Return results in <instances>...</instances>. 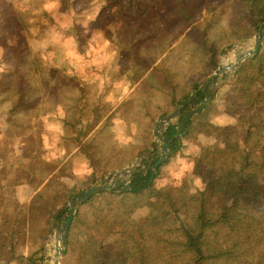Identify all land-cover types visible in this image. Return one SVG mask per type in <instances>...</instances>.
I'll list each match as a JSON object with an SVG mask.
<instances>
[{"label":"trees","instance_id":"16d2710c","mask_svg":"<svg viewBox=\"0 0 264 264\" xmlns=\"http://www.w3.org/2000/svg\"><path fill=\"white\" fill-rule=\"evenodd\" d=\"M225 2L232 4L240 15L243 26L239 27L237 22L235 27L245 28L248 33L264 22V0H209L205 10L213 13ZM139 3L140 6L134 0L124 3L134 8L131 16L134 20L136 13L142 10L148 15L156 13L164 25L172 24L182 38L201 32L196 26L195 11L199 8L198 13L202 12L203 0H140ZM4 4L6 18L0 23V40L10 49L14 66L11 71L0 73L6 95L4 101L0 100V115L3 112L7 124L18 127L28 120L26 115L41 99L29 93V83L24 81L34 68L41 42L53 45L54 22L34 0H4ZM184 20L187 22H182ZM245 37L248 35L244 34ZM205 38H199L202 47H205ZM30 50L35 52L30 53ZM166 73L163 70L161 74L164 81ZM231 79L228 95L225 93L224 97L229 109L236 108L240 113L235 126L207 122L212 104L188 122L186 130L181 128V119L177 120L164 133L172 154L156 172L134 175L127 185L96 195L85 203L113 196L123 205L132 204L129 217L115 220L107 227L114 230L118 240L112 248L99 245L94 253L99 255V264H264V254L254 252L264 238L258 216L264 213V44L255 56L238 66ZM188 94L175 104L181 103ZM201 99L197 95L182 113ZM9 129L5 128L4 140L9 137ZM17 130L12 129L14 135ZM191 139H196L197 152L190 156V173L184 174L180 184L169 181L157 185L162 167L180 151L183 142ZM201 139L213 142L208 144ZM196 178L203 185L201 190L192 186ZM58 185L57 182L55 186ZM5 194L0 204L11 200V193L6 191ZM72 195L60 187L48 196L49 201L38 195L28 204L13 206L10 212L11 202L4 205V210L0 211V264H35L36 257L25 258L19 253L32 216L35 218L39 213V218L45 222L53 216L61 218L67 214L64 208ZM141 196H146L144 209L138 206L139 200L135 201L142 199ZM50 208H55V212ZM133 212L135 217L131 218ZM167 234L174 238H165ZM148 240L151 241L149 248L145 244ZM253 253L252 261L249 256Z\"/></svg>","mask_w":264,"mask_h":264},{"label":"rangeland","instance_id":"374dc122","mask_svg":"<svg viewBox=\"0 0 264 264\" xmlns=\"http://www.w3.org/2000/svg\"><path fill=\"white\" fill-rule=\"evenodd\" d=\"M126 1L34 0V3L41 6L42 11L46 12L54 22L52 27L55 38L53 45L56 46V49H53V45L41 42L38 55L35 56L34 68L24 81L26 84L29 83V93L41 98L40 106L52 108L59 103L63 105L66 102V94L68 92L76 93L81 82H84V90L88 93L85 96V101L91 104L95 101L91 93L98 90L99 79L96 78L104 75V69L108 75L105 78L104 86L107 83V87H109L108 77L109 82L111 81L110 84L113 85V82L120 81L126 75L133 78L138 77L145 66L151 65L150 67L157 66L159 70L151 76L148 74V85L143 90L150 92L152 99L141 100L151 110L149 117H152L156 123L158 118L162 117L160 116L162 113L180 105V103L175 104L177 100L189 93L188 97L193 86L205 81L220 65L231 67L238 56L245 55V49L237 47V45L242 41H251L262 24L256 30L247 33L245 28H239L243 26V23L240 22V15L232 4L230 5L229 2L219 4L215 12L208 14L205 6L209 0H203L202 12L198 13L199 8L195 11L198 17L196 26L201 32L196 31L195 36L187 34L182 38L183 35L179 30L174 29L170 23L164 25L156 13L148 15L139 10L136 13L137 19H132L131 16L135 11L132 5L124 4ZM134 1L140 6V0ZM4 9V0H0V23H3L6 18ZM187 20L182 22L186 23ZM237 22L240 23L239 27L234 26ZM206 23H209L210 26L208 27ZM244 34L248 37L243 38ZM203 36L207 39L205 47H202L199 42V38ZM250 48L248 47L246 50H250ZM29 52L35 51L30 50ZM11 56L12 53L6 43L0 40V73L12 70L14 62ZM237 69L238 67L228 69L223 74L221 84L213 100L209 103L212 106L207 115V122L213 125L235 126L237 124L240 113L236 111V108L230 110L226 97H224ZM163 70L167 71L165 76L168 79L166 83L168 86L159 84L157 75L162 74ZM2 92L0 83V99ZM140 97L141 94L137 98ZM102 102L110 104L109 102L112 101L107 97ZM138 109L139 105L137 104L136 111ZM43 123L45 122L40 123V130L44 136L48 130L44 129ZM147 127L148 124H146V130L135 132L134 139L137 140V143H145L150 140L156 144L153 151L158 153L162 143L154 136L155 126L152 132H149ZM123 134L127 135L129 131L123 130ZM201 140L208 144L213 142ZM183 144L169 164L162 167V175L157 179V185H164L169 181L180 184L184 180V174L190 173L192 162H189V159L197 152L196 139L183 142ZM157 156L145 157L139 169L153 168L157 162ZM128 157L122 156L123 162L120 164L126 165ZM131 159L132 156L127 163L128 166L133 163ZM221 174H223L222 171ZM102 179L103 177L99 181ZM192 186L201 190L203 185L200 179L196 178ZM141 197L142 199L137 198L135 201L139 200L138 206L140 205V208L144 209L146 196ZM118 201V198L112 196L106 199H96L89 204L84 203L77 208L71 229L67 233L65 252L58 258L59 264H99V255L94 254L99 245H109L112 248L115 240H118V235H114V230L107 227L115 220L129 217L128 212L132 204L123 205ZM67 215L68 211L66 215L57 218L55 223L50 221L44 222V224L39 218V213L35 218L32 216L24 242L19 245V253H32L31 256L37 258L35 264H53L55 240L58 242V247L63 249L60 232L57 235L56 232ZM258 216L261 222L260 230L263 229L264 232V213H258ZM134 217L135 212L132 213L131 218ZM143 225L146 224L143 223ZM138 229L139 227L136 228V230ZM165 238L172 240L174 236L167 234ZM261 242L262 245L254 251L259 255L264 254V238ZM150 243L149 240L145 241L148 248ZM27 245H29V249H27ZM24 256L29 257L28 255ZM254 257L255 253L249 256L252 261ZM24 264L29 263L25 262Z\"/></svg>","mask_w":264,"mask_h":264},{"label":"crops","instance_id":"0c3cea01","mask_svg":"<svg viewBox=\"0 0 264 264\" xmlns=\"http://www.w3.org/2000/svg\"><path fill=\"white\" fill-rule=\"evenodd\" d=\"M150 66H145L138 77L126 75L113 85L108 77L109 87L107 83L104 86L108 76L104 69V75L96 78L99 79L98 90L91 93L95 98L91 104L85 101L88 93L84 90V82H81L76 93L66 94L63 105L59 103L46 108L40 106L41 100L38 99L36 107L26 115L28 120L22 117L25 122L18 127L7 124L1 112L0 174L3 177L0 175V202L5 200L6 191L11 193V200L0 204V211L8 202H11L10 212L13 206L28 204L38 195L49 201L48 196L60 187L68 194L75 195L99 182L102 177L128 166L131 156L134 161L137 156L152 149L154 145L150 140L137 143L134 139L135 132L146 130V124L149 132L156 124L149 117L151 110L141 100L152 99V94L143 89L148 85V74L151 76L159 68ZM157 76L161 86H168V79L164 81L161 74ZM139 94L141 97L137 98ZM107 97L112 101L110 104L102 102ZM5 99L2 92L0 100ZM137 104L139 109L136 111ZM178 106L160 116L170 114ZM42 121L45 122L44 129L48 130L44 136L40 130ZM6 127L10 128L9 137L4 140ZM12 129H18L15 135ZM123 130L129 131V134L124 135ZM122 156H129L126 165L120 164L123 162ZM57 182L59 185L55 186ZM50 210L55 212V208ZM47 219L55 223L57 217ZM42 222L44 224L45 220ZM22 255L32 258V253Z\"/></svg>","mask_w":264,"mask_h":264},{"label":"water","instance_id":"95a60500","mask_svg":"<svg viewBox=\"0 0 264 264\" xmlns=\"http://www.w3.org/2000/svg\"><path fill=\"white\" fill-rule=\"evenodd\" d=\"M264 43V22L260 25L258 30L256 31L255 35L251 39V41H242L240 42L237 47H241L245 49V55H240L235 60L234 64L231 67L224 66L223 64L220 65L205 81L196 85L192 90L191 94L178 106L176 109L171 112L170 114L164 115L158 118L155 129H154V136L155 138L162 143V147L160 152L155 153L153 148L149 151L140 154L137 158L133 161V163L129 166H126L118 171L112 172L105 176L99 182L91 185L90 187L86 188L85 190L75 194L67 204L68 215L66 219L62 221L60 224L59 230H57L56 235L60 232L61 242L63 244V249L58 247V242L55 240L54 248L55 252L53 254V264H59L58 258L60 254H64L65 252V241L67 238V233L69 231L70 225L74 219L75 213L77 208L80 205H83L87 201H89L92 197L99 195L104 192L115 191L122 185H127L129 179L137 174H146L149 171L156 172L157 168L165 163V161L170 157L172 151L170 149V142L165 137L164 133L169 125L172 122L181 119V128L186 130V124L190 122L195 116H197L200 112L204 110V108L213 100L214 95L221 84L223 74L228 69H235L238 67V64L245 60L246 58H251L255 56L262 44ZM251 47L250 50H246V48ZM200 94L203 97V100L195 106L194 108L190 109L186 113H181L183 108L190 103V101L197 95ZM179 137V136H178ZM150 155H158L156 157L157 162L153 166V168H144L139 169L143 159ZM128 180L126 183L124 181Z\"/></svg>","mask_w":264,"mask_h":264}]
</instances>
